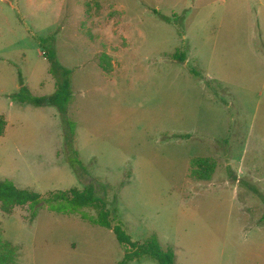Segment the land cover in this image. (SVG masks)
I'll return each mask as SVG.
<instances>
[{"label":"rangeland","instance_id":"rangeland-1","mask_svg":"<svg viewBox=\"0 0 264 264\" xmlns=\"http://www.w3.org/2000/svg\"><path fill=\"white\" fill-rule=\"evenodd\" d=\"M50 36L71 71L69 116L88 180L64 161L59 114L46 106L53 116L10 117L0 181L42 196L99 182L96 195L116 198L132 239L155 234L176 264H264V0H0L2 111L19 75L32 96L54 93L39 56L49 44L37 41ZM197 157L215 164L207 181L190 177ZM16 210L0 212V238L22 246L20 264L122 259L114 233L81 218L92 208L58 214L41 202L31 222L28 206Z\"/></svg>","mask_w":264,"mask_h":264},{"label":"trees","instance_id":"trees-1","mask_svg":"<svg viewBox=\"0 0 264 264\" xmlns=\"http://www.w3.org/2000/svg\"><path fill=\"white\" fill-rule=\"evenodd\" d=\"M154 13L163 22L170 23L172 21L171 18L159 15L157 11H154ZM37 41L40 46L49 44L48 50L42 52V54L49 62V71L55 81V91L49 96L34 97L24 85L21 75H19L20 89L17 93L10 95L9 98L19 104H28L33 107L51 106L57 109L63 133V159L71 167L74 174L83 182L84 180H88V173L78 159L75 147L76 123L69 116V106L72 101L70 86L71 71L62 67L57 59L54 36L46 39H37ZM173 59L183 64L187 60V54L185 51L178 49L174 52ZM99 62L104 71H108L111 68L106 55H103ZM190 73L197 78L203 77L202 73L194 68L190 69ZM6 124L5 116L0 115V136L4 134ZM214 170L215 164L209 158L197 157L190 161V177L197 181L209 180ZM89 180L97 183L95 179ZM124 185L125 182L121 183V186ZM97 187H100L101 190L105 188L99 182L97 185L90 183L84 185L82 190L72 188L64 192L50 193L47 196H42L30 190L19 189L9 180L0 181V210L5 214H12L15 208L28 206L29 210L33 211L41 202H43L49 211L58 214H74L83 209L92 208L96 211L94 217H88L84 213L81 218L86 221L88 220L93 225L112 230L124 253L122 260L118 264H133L146 261L155 264H176L173 249L170 247L166 249L162 248L155 234L150 235L142 243L134 241L124 229L116 198L109 204L104 195L97 196L99 195ZM253 190L255 194H258L260 197L262 196L256 189ZM34 216L35 213L33 211L30 222ZM19 251V247L0 238V264H20Z\"/></svg>","mask_w":264,"mask_h":264},{"label":"crops","instance_id":"crops-1","mask_svg":"<svg viewBox=\"0 0 264 264\" xmlns=\"http://www.w3.org/2000/svg\"><path fill=\"white\" fill-rule=\"evenodd\" d=\"M39 56L40 57H43V55H42V51H39ZM107 56V55H106ZM107 58L109 59V63H110V65H111V68L108 70V71H104V69L101 67V65H100V60L98 61L99 63V66H100V68H101V70H102V73L103 74H113L114 72H116V70H114V65H113V62L111 61V59L107 56ZM22 79H23V77H22ZM23 82H24V85L26 86V84H25V81H24V79H23ZM27 87V86H26ZM28 88V87H27ZM20 89V88H19ZM29 90V89H28ZM19 91V90H18ZM17 91V92H18ZM30 91V90H29ZM17 92H15V93H17ZM15 93H13V94H15ZM8 95V94H7ZM10 95H12V94H10ZM9 95V96H10ZM48 107H33V106H31V105H28V104H19V103H17V102H15V101H13L11 98H9V105H8V109H5V108H3V111H2V107L0 108V115H3V116H5V118H6V129H5V132H4V134L2 135V136H0V140H1V142H2V144H0V152H2V151H4V152H6V151H9V144H7L6 142V140H7V136H8V133H9V128L11 127L10 126V117H14V116H18V115H22V116H24V117H26V116H29V115H34L35 117L36 116H42V115H51V116H53L54 115V113H53V111H51V109H47ZM42 129V127H41V125H38V124H35V125H32V126H29L28 128H27V134L28 135H31V134H33V133H35L36 131H38V130H41ZM75 147H76V140H75ZM17 150H19V148H16ZM3 153V152H2ZM34 155V157H32L33 159H42V155L41 154H38V155H35V153L33 154ZM24 156H26V154L24 155ZM14 184H15V186L17 185L16 184V182H14ZM17 187V186H16ZM74 187V186H73ZM73 187H71V188H65V189H68V190H70V189H72ZM17 188H19V187H17ZM74 188H77V187H74ZM19 189H22V188H19ZM77 189H79V188H77ZM22 190H27V189H22ZM31 191V190H30ZM33 192H35V191H33ZM37 193V192H36ZM39 193H45V191H43V192H39ZM38 193V194H39ZM0 212L4 215V216H7V217H10L11 215H13V213L14 212H18L17 210H16V208L14 209V211H13V213L12 214H5V213H3L1 210H0ZM23 214V213H22ZM21 214V215H22ZM104 228V227H103ZM107 229V228H106ZM108 230H110V229H108ZM111 232H112V230H110ZM2 240H4V241H8V242H11L12 244H14L15 246H17V247H19L20 248V251H19V254H20V257H21V254H22V246L19 244V243H17V242H15V241H12V240H5V239H2ZM159 240V239H158ZM160 242V241H159ZM160 245L162 246V248H164V249H166V248H168V247H164L163 245H162V243L160 242ZM123 255H124V253H123ZM122 258H123V256H122ZM19 260H20V258H19ZM122 260V259H121ZM120 260V261H121Z\"/></svg>","mask_w":264,"mask_h":264},{"label":"built area","instance_id":"built-area-1","mask_svg":"<svg viewBox=\"0 0 264 264\" xmlns=\"http://www.w3.org/2000/svg\"><path fill=\"white\" fill-rule=\"evenodd\" d=\"M43 55V54H42Z\"/></svg>","mask_w":264,"mask_h":264}]
</instances>
